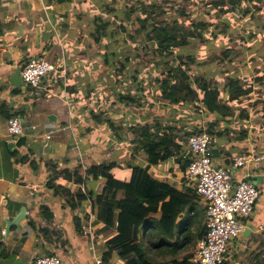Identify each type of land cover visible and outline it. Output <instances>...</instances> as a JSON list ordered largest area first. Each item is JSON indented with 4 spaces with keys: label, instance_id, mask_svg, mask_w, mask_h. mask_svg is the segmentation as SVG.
<instances>
[{
    "label": "crops",
    "instance_id": "crops-1",
    "mask_svg": "<svg viewBox=\"0 0 264 264\" xmlns=\"http://www.w3.org/2000/svg\"><path fill=\"white\" fill-rule=\"evenodd\" d=\"M156 1L0 0V264H34L38 256L55 254L65 264H132L133 256L120 258L116 249L104 259L106 241L116 229L118 210H113V224H106L105 211L112 207V200L96 199L101 195L104 177L94 180L75 170L81 168L83 172L93 164L115 163L114 175L118 169L119 179L128 177L123 161L128 157L131 162L129 126L133 125L134 114L147 118L132 106H141L151 94L141 83H135L140 95H134L142 97L140 103H121L119 96H130L131 89L127 83H110L111 77L104 76L110 70L104 55L110 48L120 51L122 47H134L128 45V38H133L134 44L137 38H145L126 30L141 16L138 5L159 4ZM120 33L129 36L123 38ZM31 58H44L56 67L44 78L39 95L24 84L22 90L9 81L15 69ZM119 86L129 91L123 93ZM224 86L223 90L216 87L222 96L229 97V83ZM261 86L241 83L240 87L251 92L229 102L225 117L205 113L198 118L194 113L196 103H170L171 108L176 105L188 112V122L183 130L167 123L175 129L172 132L178 148L168 161L148 170L153 179L178 191H195V179L187 173L192 156L186 138L212 121L217 134L212 137L213 163L227 167L234 183L259 175L256 185L260 194L253 212L244 220V229L248 225L252 228L247 236L241 234L230 243L223 264H264V161L238 168L232 165L236 155L264 150V99L258 95ZM13 116L22 121L23 132L16 137L7 134V121ZM184 132L187 136L183 137ZM48 133L50 138H45ZM143 160L142 154L139 163ZM22 207L25 217L20 226L12 225L7 231L5 219L14 218ZM197 212L196 226H190L192 241L187 250L176 254L177 261L193 253L204 233L208 218L202 198L177 218L181 231ZM170 258L156 257L163 264Z\"/></svg>",
    "mask_w": 264,
    "mask_h": 264
},
{
    "label": "trees",
    "instance_id": "trees-1",
    "mask_svg": "<svg viewBox=\"0 0 264 264\" xmlns=\"http://www.w3.org/2000/svg\"><path fill=\"white\" fill-rule=\"evenodd\" d=\"M189 1L191 0H179L178 4ZM242 1L216 0L213 3V9H218L217 18L223 20L222 13L229 12L228 9H225V6L241 10ZM255 1L259 2L260 0ZM140 6L142 15L137 18L139 26L136 28V32H140L141 36L145 37L139 39L140 42L144 44V41H147L152 51L157 52L158 56L161 57L159 59L161 62L164 63V60L165 63L169 60L179 62L178 67L175 69L169 66L165 71L162 70L163 76H159L155 79V82L153 81L157 84L160 82L158 84L160 86V97L169 100V103L172 104L192 101L196 103L195 106H200L201 110L208 116L225 117L229 113V102L251 92L250 88H242L238 81H234L229 83V97L222 96L220 90L213 86L212 82L207 81L206 75H196L190 81L187 73L182 68L183 66L180 65L183 58L188 59L189 62H194L192 57L181 53L180 49L184 45H189L196 40L203 43L210 40L205 36L208 26L211 25L210 23H205V21L191 22L186 26L184 22L175 18L172 19L171 23H162L155 21L156 18L152 16V11L155 10L154 5L141 3ZM177 9L183 16L190 15L183 7ZM150 20L152 21L148 23ZM210 34L215 38L220 33L211 30ZM124 42L126 41H121V43ZM134 42L136 41L134 40ZM135 44L133 43V46ZM119 50L110 48L105 51V63L107 64L112 60L116 63L112 67L113 69L108 71L107 78L114 76L120 82L119 79L124 74L136 82L143 81L145 78L148 79L140 72L136 77L132 73L135 71H131L127 67L135 51L128 50L127 56H122L121 52L125 51L124 47ZM231 51H233V47L228 45L224 47L221 53L224 57H228ZM117 62H120L119 66ZM184 66L188 65L184 64ZM150 81L148 79V82ZM119 98L121 103L128 101L129 103L138 102L139 104L142 97L132 98L131 95H121ZM151 99L153 101L155 98L151 96ZM139 118L142 119V117ZM155 129L146 123L141 125V122L129 126V130L134 133L138 130L134 139L137 145L133 147V150L141 152L144 155V160L137 164L128 163L129 174L126 180L119 179L112 172L115 163L93 164L87 166L83 172L81 168L75 170L76 174H86L94 180L104 177L101 195L96 199L101 200L102 197H107L112 200V207L105 211L106 224H113V210H118L115 221L116 229L106 241L108 250L104 253L105 260L108 259L111 250L116 249L120 258L133 256L132 264H163L157 261L156 257L166 255L171 256L168 264H190L189 259L193 253L184 254L180 261H177L175 256L178 252L188 249L187 244L192 241L190 226H196L197 213L188 218L190 225H186L181 231H178L177 228V218L185 208H193L200 196L195 191H178L169 184L158 182L150 176L149 168L158 165L162 161H168L174 155V149L178 148L176 146L177 136L172 132L174 127L166 125L164 131L166 130L167 133H161V127L159 126ZM203 131L212 137L217 136L212 121H207L204 127H198L197 131L194 132L201 133ZM12 154L14 155L16 152H12ZM142 231L143 234L141 235Z\"/></svg>",
    "mask_w": 264,
    "mask_h": 264
},
{
    "label": "rangeland",
    "instance_id": "rangeland-1",
    "mask_svg": "<svg viewBox=\"0 0 264 264\" xmlns=\"http://www.w3.org/2000/svg\"><path fill=\"white\" fill-rule=\"evenodd\" d=\"M215 1L216 0H191L189 2H180L178 4L179 0H159L156 1L159 2V4H154L155 10L151 11L152 16L156 18L155 21L162 23H171L172 19L175 18L184 22L186 26L191 22L197 23L201 21L211 24L208 26V31L205 33V36L210 39L209 41L203 43L200 40H196L189 45H184L180 49L183 55H188L194 59V62H189L188 59L183 58L180 63L190 81H192L193 77L196 75L203 74L206 75L207 81L212 82L211 84L213 86H218L220 90L224 89V84L234 81H238L240 85L241 83L242 85L248 83H261L262 86L258 89V95L264 99V0H260L259 2H256L255 0H243L241 2V10H235L234 7L230 8L229 6H225V9H228L229 12L222 13L223 20L217 18V14H219L218 9H213V3ZM136 4L138 5V2H136ZM225 4L227 3L225 2ZM178 7H183L188 13H190V15L187 17L181 15L177 9ZM128 8L129 7L126 6L125 9L128 10ZM136 10L137 12L142 10L141 6L138 5ZM151 21L152 20L148 23ZM138 26V23H136V25H133L126 31L131 35L134 33H140L136 32ZM122 28L126 29V26L122 25ZM123 29H121V31L125 32ZM211 30L218 31L221 35L213 38L210 34ZM120 34L121 36L124 35L122 36L123 38H128L129 36L127 33ZM223 34H226L225 38ZM141 39L143 38H140V40ZM140 40H135V43L138 45H135L134 47H124L125 51H122L121 55L127 56L128 50L135 51V54L127 67L131 71H135L132 73L136 77L138 76V72H140L141 75L147 77L151 81L148 82V79L145 78L143 81L136 82L123 74L119 79L120 82H118L114 76H111L110 83H112V81L113 83H127V86L131 89L130 95L133 98H135L137 94L140 95V92H137L138 90L135 83H141V85L146 88L145 92L151 94L150 98L147 97L141 106L138 107L137 103L133 104V111L136 109L140 115L145 114L147 117H142L140 120L137 114H134L132 118L134 124L136 122H145L154 126L158 123L156 127H161V133H167L166 130L164 131L162 129L166 127L162 126L168 125L167 123L183 130L184 124L188 122L186 117V113L188 112H183L178 109L176 105L173 106L174 108H171L172 104L169 103V100L160 97L158 90L160 86H158L157 83H153L157 77L163 76L162 70L165 71L169 66H171L172 69H175L178 67L179 62H173V60H169L167 63H165V60L164 63L161 62L159 60L161 57L158 56L157 52L152 51V48L149 47L147 41H144L145 43L142 44ZM127 43L128 45H132V39L128 38ZM121 45L122 44H118L117 47L121 48ZM228 45H232L233 51H231L228 57H224L221 51ZM115 64L114 60H112L106 65L111 69ZM184 64L188 66H184ZM117 65L119 66L120 62H117ZM108 74L109 72L106 73L105 71L104 76L107 77ZM83 77L84 76L82 75V78ZM158 84H160V82ZM128 87L126 89V86H119V91L126 93L129 91ZM134 93H136V95H134ZM151 96L155 98L153 101ZM194 113L198 118L205 115V112L201 110L200 106L194 110ZM143 118H145V121ZM142 124L143 123H141V125ZM156 127H154V129ZM174 130L175 129H173V131ZM137 132L138 130L135 133L131 131L132 136L128 133V136L133 139L132 147H136L137 145V142L134 141ZM182 136H187L186 132H184ZM130 150L132 160L130 164L139 163V159L142 158V153L136 150L134 151L132 148ZM129 161L130 160H128L127 157L123 162L128 165ZM126 169L129 172V168ZM117 170L118 169H115L114 171L116 176L119 177L121 170ZM198 213L199 212H197V214ZM142 234L143 231L141 235Z\"/></svg>",
    "mask_w": 264,
    "mask_h": 264
},
{
    "label": "built area",
    "instance_id": "built-area-1",
    "mask_svg": "<svg viewBox=\"0 0 264 264\" xmlns=\"http://www.w3.org/2000/svg\"><path fill=\"white\" fill-rule=\"evenodd\" d=\"M55 70V65L44 58H31L19 67L23 84L36 95L42 91L44 78ZM22 132L20 117H10L7 134L16 137ZM50 133L45 138H50ZM186 142L192 156L187 173L195 179V192L202 198L208 218L204 233L189 261L190 264H223L230 243L243 232L246 226L244 220L253 212L260 191L248 177L234 183L227 167L213 163V138L207 132H193L187 136ZM260 161H264V150L236 155L232 158V165L238 168ZM1 232L4 234L5 230ZM34 264L65 263L55 254L38 256Z\"/></svg>",
    "mask_w": 264,
    "mask_h": 264
},
{
    "label": "water",
    "instance_id": "water-1",
    "mask_svg": "<svg viewBox=\"0 0 264 264\" xmlns=\"http://www.w3.org/2000/svg\"><path fill=\"white\" fill-rule=\"evenodd\" d=\"M9 81L11 84L15 87H18L22 90L25 89V86L23 85L20 73H19V68L15 69L13 74L10 76ZM9 145H13V142H10ZM250 180L252 181L253 184H257L260 181L259 175H253ZM25 217V208L22 207L19 212L15 215L14 218L12 219H5L6 222V230L8 231L9 228L12 225L20 226V221ZM252 226L248 225L246 229H244L243 233H241L243 236H247V234L250 232Z\"/></svg>",
    "mask_w": 264,
    "mask_h": 264
}]
</instances>
